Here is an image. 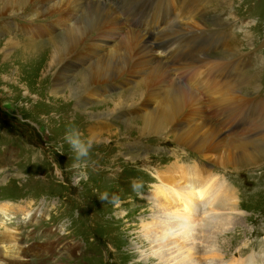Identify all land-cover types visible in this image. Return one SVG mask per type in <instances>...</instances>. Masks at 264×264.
Here are the masks:
<instances>
[{"label": "rangeland", "instance_id": "374dc122", "mask_svg": "<svg viewBox=\"0 0 264 264\" xmlns=\"http://www.w3.org/2000/svg\"><path fill=\"white\" fill-rule=\"evenodd\" d=\"M113 1V4L106 6L113 10L126 32L142 35L152 46L154 42L170 45L163 55L154 50L156 57L167 65L171 78L175 77V80L172 79L174 82L190 86L208 109L210 106L213 111H210V115L207 112V116L214 126L219 122L222 124V119L228 117L223 108L234 105L250 107L251 113H244L247 108L242 107L241 115L246 116L242 123V116L236 120L230 117V124H236L235 128H230L231 125L221 127L223 136L232 134L231 137H241L248 126L246 124L244 127L247 117L256 116L252 111L258 110L259 116L264 118V0H194L190 21L177 19L175 14L178 9L165 8L161 13L158 0ZM166 1L175 5L174 0ZM45 7L40 0H34L23 13L0 18V207L10 203L17 211L9 216L5 215L6 217L0 213V238L3 232L8 235L7 231L15 229L14 236L19 240L21 256L27 257L25 259H28V264H145V261L140 260V251L145 248L138 243V227L141 220L148 221L149 217L145 215L151 205L148 201L152 200L144 197L151 192L139 194L138 197L135 192L147 187L145 181L157 182L155 175L163 170L191 165L199 171L201 168L197 165L202 164L203 170L208 172L210 169L216 173L214 176L225 178L238 191L241 221L233 230L228 229L227 239L222 241L226 243L222 246L229 248L225 250V258H246L251 253L260 259L259 254L252 252L259 253L264 245V150L261 151L260 160L256 162L236 167L231 164L227 167L215 163L214 154L197 153L179 145L173 139L176 131L171 128L160 135L145 137L135 129L128 132L126 123L143 116V101L148 95L144 90L145 85L140 84L145 78L133 77L128 69L111 82L93 86L94 92L90 96L84 93L77 101L69 103L57 100L64 95L60 91L56 94L55 88L63 73L68 72L74 79L86 73L88 66L95 63L98 56H88L86 50L81 57L82 62L73 55L69 56L57 66V80L53 78L54 68L51 70L52 78L43 80L45 64L53 50L51 47L54 48L68 30L65 23L58 24L60 18L55 13L45 14L43 11L41 14L42 9L35 12ZM34 12L36 15L31 19ZM195 22H200L204 29L200 28L196 32ZM178 24L182 25V30L192 33L186 37L184 49H199L204 52V46L211 40L210 45H213L207 52L208 56L213 60L220 59L224 69L237 64L243 67L249 62V67L244 68V72L240 74V70L235 71L236 77L234 75L233 80L228 81L223 79H228L225 73L232 72L230 70L221 73L213 71L211 67H195L198 68L199 82H203L200 72L210 78L211 87L207 86L206 89L210 90L212 84H215L219 90L228 92L223 101H218V96L215 97L217 103L221 102L219 105L225 115L219 116L221 113L215 111L216 108L209 103L204 91L196 85L195 70L187 69L179 59L182 41L177 42L174 35L180 31ZM16 25L21 27L16 28ZM23 28L35 31L39 38L33 40L32 33L19 37L24 32ZM180 34L185 33L181 31ZM197 34L201 36V41ZM97 37L94 33L84 43L90 44ZM120 37L123 39L124 34ZM179 42L181 45L178 46ZM113 49L115 47L109 52L115 51ZM133 66H136L135 62L130 60L128 68ZM63 82L60 80L59 84ZM152 85V93L161 92L158 88L160 86L157 87L156 83ZM130 100L135 103L133 107L121 109L110 118L98 120L86 114V111L102 113L107 109L121 107L125 101ZM137 122L140 125V121ZM248 122L249 120L246 121ZM255 126L250 127L249 134L242 135V138L245 137L248 150L257 153L260 147L264 148V142L260 145L257 143V139L264 133V120L261 121L260 118ZM70 129L78 130L83 140H89L91 131L102 132L101 138L106 140V144L91 141L88 154L78 157L65 140ZM117 131L128 133L116 135L115 133H119ZM42 138L46 141L41 140ZM43 142L46 147L52 146V153L62 161L59 178L52 174L49 163L32 145H43ZM13 147H16L13 151L16 152V158L13 156L10 160L1 155L2 150H8V156L11 157ZM131 151L136 152L138 157L140 154L148 156L149 160L134 163L126 156ZM174 171L172 173L176 172ZM164 174H170V171ZM217 197L220 200L221 197ZM55 207L59 210L57 213ZM63 210L66 211V216L62 214ZM244 242L248 244L245 248L242 246ZM68 245L77 246L76 253L70 252L69 255ZM257 245L258 248L253 247ZM39 248H42V254L36 253ZM46 248L47 251H44ZM56 249L58 252L54 253ZM103 250L108 252L107 260Z\"/></svg>", "mask_w": 264, "mask_h": 264}, {"label": "bare ground", "instance_id": "6f19581e", "mask_svg": "<svg viewBox=\"0 0 264 264\" xmlns=\"http://www.w3.org/2000/svg\"><path fill=\"white\" fill-rule=\"evenodd\" d=\"M40 1L46 7L38 9L35 11L36 13L41 9V14H43V11H45V14L55 13L60 18L58 24L65 23L66 27H68L62 40L54 48L51 47L53 50L49 55V61L45 64L43 80L47 79V77L52 78L53 74L51 70L53 68L55 70L53 78L57 80L58 74L56 68L69 56H75L74 58L78 61L80 60V62L83 60L81 57L85 55V50L88 56H98V60L89 65V69L86 68V73H82L74 79H72L73 76L68 72L63 73L64 75L60 77L56 84L55 88L57 90H55L56 94L60 91L64 95L63 97L61 95L62 99L57 100L69 103L70 101H77L84 93L90 96L94 92L93 86L111 82L118 76L123 75L128 69V73L133 77L145 78L140 84L145 85L144 87L146 88L144 90L148 93L147 98L143 101V106L145 107L143 116L138 120H130L126 123L128 132L130 129H135L139 134H144L145 137L146 135H160L168 128H171L176 131L173 139L179 145L191 148L197 153L214 154L215 158L213 161L227 167H230L231 164L236 167V165L249 164L260 160V154L264 148L260 147L257 153L251 152L247 148L248 143H245L247 141L244 142L245 137L242 138V135L246 136L249 134L250 127H256L255 125L259 122L260 118L261 121L264 120L263 117L259 116L258 110L256 112L252 111V114L256 116L247 117L246 121L249 120V122L246 123L245 121L244 127H246V124L248 126L242 135H240L241 137L234 135L231 137L232 134H229L224 136L231 138H225L221 134L223 132L221 127H230L231 125L230 128L234 129L236 124H230V117L236 120L241 116L242 107L247 108V111L243 110L244 113H251L249 106H223L228 117L222 119V124L219 122L217 126H214L207 116V105L201 97L190 86L174 82L172 79L175 77L171 78L170 71L166 67L167 65L156 57V52L149 40L136 32H126L124 25H122L120 20L113 14V10L108 8V6L95 0ZM33 2L34 0H0V18L2 16H17L23 13L27 7H30ZM179 3L180 6L175 17L181 20L184 19L183 21H190L194 0H180ZM35 12L32 14L31 19L36 15ZM25 16L26 14H24ZM178 25L180 31L174 35L177 42L182 41V45L179 48L181 53V58L179 59L185 63L187 69L197 70L196 85L199 86L200 90L204 91L209 103H212V106L214 105V108L218 109H215V111L221 113L219 116L225 115L220 107L221 102L217 103L215 97L218 96V101H223L228 96V92L219 90L220 88L215 86V84H212L210 90L206 89L205 87L207 86L211 87L210 78L204 72H200L203 82H199L200 76L198 69L195 67L197 65H201L202 68L211 67L213 71L217 70L221 71V73L227 70L232 72L239 71L241 67L237 66V64L229 66L230 68H225V70L224 64H221L220 59H211L208 56L209 53H207L213 45H210L211 40H208L209 43L204 46V52H201L202 50L200 51L199 49L197 51L184 49L183 43L186 37L192 33L182 30V25ZM194 25H196V32L202 28L200 22H195ZM185 26L187 27V25ZM181 31L185 34H180ZM94 33L97 34V39L90 44L84 43ZM128 33L130 34L128 35ZM121 34H124L123 39L120 37ZM198 37L200 39L201 36ZM34 45L36 46L37 44L35 43ZM112 47H115L113 49L115 51L110 53L109 51ZM224 47L227 48L226 45ZM130 60H133L136 66L128 68ZM60 80L64 82L59 84ZM154 83H156L157 87L160 86L158 88L161 92L158 94L152 93L153 89L151 88ZM86 103L88 104V102ZM134 104L132 100L129 102L125 101L121 107L115 106L116 108L112 107L113 109H107L102 113H87L86 111V114L87 116L90 115V118L92 116L93 118L102 120L114 115L121 109L131 108ZM84 107L86 108V106ZM137 121H140V125H137ZM194 121L197 122L193 123ZM117 132L119 133H115L116 135H124V133L126 135L128 133L125 131ZM133 132L135 133V131ZM101 134L103 133L95 131L93 133L91 131L88 137L89 139L91 138L92 142L99 144L105 142L104 144H106V140L101 138ZM263 142L264 133L257 139L259 145ZM126 154L134 163H138L139 161L145 163L149 160L148 156L140 154L138 157L137 153L133 151ZM190 166L185 165L182 168L171 167L170 170H163L157 175L159 184L155 191H153L152 201H148L151 205H149V209H147L148 213L145 215V217H149L147 218L148 221L141 220V224L138 227V243L145 248L144 251H140V260L145 261V264L147 262L149 264H264V254H259L261 256L260 259L251 254L246 260L240 259L235 261L233 259L235 257H233V261H225L226 251L229 248L226 245L222 246L226 244L222 243V241L227 239L226 235L229 234L228 229L231 228L233 230L241 221V213H239L241 204H239V199L234 196V190L226 184L225 179H219L214 175L213 177H206L208 172L199 169L200 173L197 168ZM173 170L176 172L172 173ZM167 171H170V174H164ZM217 196L221 197L220 200L217 199ZM15 212H17L16 209L10 203H5L3 207H0V213H3L4 216H9ZM149 213H152V215H149ZM15 231V229H10V231L6 232L8 235L4 232L2 233V237L0 238V264H28V259H25L27 257L21 256L22 250L20 249L18 238L14 236ZM67 247H69L67 249L69 255L70 252L74 254L78 250V247L74 245H68Z\"/></svg>", "mask_w": 264, "mask_h": 264}, {"label": "clouds", "instance_id": "9594fccd", "mask_svg": "<svg viewBox=\"0 0 264 264\" xmlns=\"http://www.w3.org/2000/svg\"><path fill=\"white\" fill-rule=\"evenodd\" d=\"M65 140L69 143L72 149L76 152L78 157H83L88 154L92 146L91 140L81 139V133L78 130L70 129L66 135Z\"/></svg>", "mask_w": 264, "mask_h": 264}]
</instances>
